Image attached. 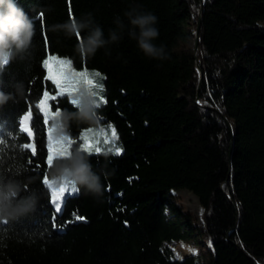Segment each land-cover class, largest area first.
Returning <instances> with one entry per match:
<instances>
[{
    "label": "trees",
    "instance_id": "obj_1",
    "mask_svg": "<svg viewBox=\"0 0 264 264\" xmlns=\"http://www.w3.org/2000/svg\"><path fill=\"white\" fill-rule=\"evenodd\" d=\"M18 3L32 17L35 35L23 58L0 74V90L14 94L0 107V179L22 181L19 195L35 196L36 204L0 219V264H264V0ZM133 5L158 17L153 42L165 46L169 59L144 55L127 27L122 39L92 57L76 50L87 30L70 36L51 30L90 13L107 38L111 29L120 31L117 16L128 25L124 12ZM49 55L104 77L107 103L96 107L95 123L71 122L67 134L81 140L84 129L109 123L122 149L112 153L100 143L90 154L72 145V153H85L101 173L104 191L94 197L76 185L60 213L43 182L53 167L46 164L48 124L34 108L36 154L17 147L29 142L18 121L42 95ZM59 108L79 109L68 96ZM173 190L197 197L201 224ZM193 231L208 237L212 253L178 261L167 244L188 242Z\"/></svg>",
    "mask_w": 264,
    "mask_h": 264
},
{
    "label": "clouds",
    "instance_id": "obj_2",
    "mask_svg": "<svg viewBox=\"0 0 264 264\" xmlns=\"http://www.w3.org/2000/svg\"><path fill=\"white\" fill-rule=\"evenodd\" d=\"M128 25L117 16L114 20L116 29H111L107 38L101 26L94 24L91 14L87 19L64 22L62 25H53L51 30L62 29L66 35H73L78 31L87 30L84 42L77 44V52L92 57L106 45L122 39V33L127 27V34L136 40L138 48L144 55L153 59H169V54L163 44L156 45L153 41L159 37V29L155 26L158 17L149 11H142L138 5H133L124 12ZM35 35V25L32 17L25 12L18 0H0V74L11 63L22 59L32 45ZM83 100L81 107L76 111L64 110L61 113L63 128H58V134H67L71 122L94 124L96 120L95 98L86 90H82ZM23 94L22 86L16 88V96ZM13 93L0 90V107L13 98ZM50 178L59 185L64 180L72 181L81 187L85 194L94 197L103 195L104 184L101 173L94 170L90 159L79 149L73 151L66 162H57L53 165ZM25 190L23 182L17 179H0V219L16 218L32 211L36 204L35 196L21 197Z\"/></svg>",
    "mask_w": 264,
    "mask_h": 264
},
{
    "label": "snow or ice",
    "instance_id": "obj_3",
    "mask_svg": "<svg viewBox=\"0 0 264 264\" xmlns=\"http://www.w3.org/2000/svg\"><path fill=\"white\" fill-rule=\"evenodd\" d=\"M39 15L41 17L43 16L42 13ZM43 66L47 70V82H51L53 87L49 89L46 82L42 95L38 97V103L30 105L28 112L18 121L21 134L25 135L29 142L22 146L17 145V147L30 150L33 156L36 154L35 130L31 123L34 116V108L44 117L45 124H48L49 121L52 122V126L48 128L49 140L47 147L48 154L46 157V164L51 168L54 161L58 159H69L71 157L72 152L70 149L74 143H79L81 150L87 151L90 154L93 152L92 142L87 135L83 136L82 141L79 139L73 140L70 134L53 135L58 128L62 127L61 124L57 123L62 113L59 108V99L64 96L75 97L70 100V103L80 108L83 100L82 90H86L95 98L96 107L99 106L98 101L107 103V100L103 96L104 90L102 81L104 77L102 74L98 72L90 73L86 70H76L72 67L70 60L51 55L45 58ZM53 105L55 106V110H53ZM111 133L112 135H116L114 127L111 129ZM0 147H2V145H0ZM94 151L99 152L100 148L96 147ZM115 151L119 154L122 149L117 147ZM0 156H2V152H0ZM43 182L51 190L50 202L54 205L55 213L61 212V200L66 191L78 190L76 189L75 183L68 180H64L57 187V183L52 179L50 180L47 175L44 176ZM77 219L83 218L77 216ZM54 220L55 217H53V221Z\"/></svg>",
    "mask_w": 264,
    "mask_h": 264
},
{
    "label": "rangeland",
    "instance_id": "obj_4",
    "mask_svg": "<svg viewBox=\"0 0 264 264\" xmlns=\"http://www.w3.org/2000/svg\"><path fill=\"white\" fill-rule=\"evenodd\" d=\"M51 56L65 58V57H61V56H57V55H51ZM76 70H86L90 73L98 72V73L102 74L100 71L94 70V69H89V70H87V69H76ZM102 76H103V74H102ZM69 98L71 100L75 97H69ZM98 103L100 104L99 101H98ZM107 124H108V126H110V128L106 127ZM112 128H113L112 124H109V123L101 124L100 123L98 126H94V127L84 129L81 132L80 139L82 141L83 136L87 135L92 142L93 148H96V145L101 143V146H105V148H103L104 150L110 151L112 153H116L115 149L117 147H120V146H119V143L117 141V135H112V133H111ZM53 135L59 136L61 134H55L54 133ZM100 137H101V140L99 142H97V139H99ZM49 179L51 180V178H49ZM58 186L59 185H57V187ZM75 192H76V190L75 191L74 190H68V191H66L64 196H66L68 194H74ZM172 195L174 196L175 200L179 201L185 207V209L188 212H190L196 218L197 224H201V217L200 216H201L202 209H201V206L199 204L197 197L192 192H190L188 190H173ZM63 197H62V199H63ZM61 205H62V200H61ZM53 207H54V205H53ZM167 246L172 250L174 258L179 259V260H180L179 252L184 250L185 248L186 249L189 248V249L193 250V253L189 254L188 256L199 255L203 259H208L210 257V254L212 253V247H211V243H210L208 237H206L205 235H202L196 231H193V233L190 237V240L188 242L179 241V242L167 244Z\"/></svg>",
    "mask_w": 264,
    "mask_h": 264
},
{
    "label": "bare ground",
    "instance_id": "obj_5",
    "mask_svg": "<svg viewBox=\"0 0 264 264\" xmlns=\"http://www.w3.org/2000/svg\"><path fill=\"white\" fill-rule=\"evenodd\" d=\"M193 253V250L189 249V248H185L184 250L180 251L179 252V258L180 259H183L185 256H188L189 254H192Z\"/></svg>",
    "mask_w": 264,
    "mask_h": 264
},
{
    "label": "crops",
    "instance_id": "obj_6",
    "mask_svg": "<svg viewBox=\"0 0 264 264\" xmlns=\"http://www.w3.org/2000/svg\"><path fill=\"white\" fill-rule=\"evenodd\" d=\"M57 123H59L60 124V119L57 121ZM101 124H103V123H101ZM99 125V124H98ZM97 125V126H98ZM52 126V122L51 121H49V123H48V125H47V133H48V128L49 127H51ZM107 128H110V126H108V124H107V126H106ZM62 128V127H61ZM98 129V128H97ZM55 134H58V129L54 132ZM53 133V134H54ZM48 137H49V133H48ZM101 140V137L99 138V139H97V142H99ZM100 144V143H99ZM99 144L98 145H96V146H99Z\"/></svg>",
    "mask_w": 264,
    "mask_h": 264
},
{
    "label": "water",
    "instance_id": "obj_7",
    "mask_svg": "<svg viewBox=\"0 0 264 264\" xmlns=\"http://www.w3.org/2000/svg\"><path fill=\"white\" fill-rule=\"evenodd\" d=\"M198 31H199V22L197 23V26H196V30H195V35H197L198 34ZM196 65H197V69H198V71H199V63L198 62H196ZM199 73H200V71H199ZM184 259V258H183ZM183 259H177L178 261H181V260H183Z\"/></svg>",
    "mask_w": 264,
    "mask_h": 264
}]
</instances>
